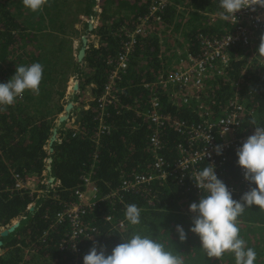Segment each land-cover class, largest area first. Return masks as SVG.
Here are the masks:
<instances>
[{
	"label": "trees",
	"instance_id": "trees-1",
	"mask_svg": "<svg viewBox=\"0 0 264 264\" xmlns=\"http://www.w3.org/2000/svg\"><path fill=\"white\" fill-rule=\"evenodd\" d=\"M177 1L167 6L161 24L171 35L181 36L195 54L201 53L200 35L219 37L231 30L219 15V0ZM152 2L48 0L42 10L31 12L22 0H0V83L10 80L16 66L33 63L43 66L39 94L26 90L22 99L0 111V231L14 219L24 217L12 233L0 236V264H69L71 252L59 247L68 227L66 223L54 225L55 215L76 201L75 190L82 189L81 176L90 172L97 189L96 203L84 219L94 227L90 239L102 241L106 255L134 231H139L182 254L186 264H235L231 253H225L220 259L207 257L201 250L199 236L190 231L196 215L190 211V205L198 203L206 193L191 189L188 178L183 183L172 178L152 181L145 185L147 192L111 196L124 175L153 170L154 155L148 147L153 125L144 115L153 100L158 101L159 112L169 115L171 121L196 125L207 113L213 118L220 117L237 90L239 100L251 111L243 117L242 129L253 127L250 123L253 118L257 125L264 124L262 58L253 59L246 48L236 47L224 73L205 80L199 101L175 103L156 84L166 68L158 35L161 25L156 24L134 46L128 68L117 81V102L107 104L104 112L98 108L96 100L121 48V29L132 28ZM94 6L99 11H93ZM80 17L87 20L98 17V26L89 29L87 21L85 28L78 30L75 26ZM83 31L85 36L97 38L96 46L88 40L83 44V35L79 37ZM73 38L79 41L76 56L71 52ZM82 48L84 53L78 59ZM73 76L79 77V85L68 101L77 104L72 107L77 125L66 128L61 122L63 129L58 130L56 120L65 110L63 99ZM87 91L94 100L89 99ZM100 116L108 130L97 139L95 131ZM55 130L58 140L50 144ZM161 138L164 146L160 153L171 165L178 158L177 144L183 137L169 123L163 127ZM236 161L232 158L225 165L222 180L226 184L237 186L239 183ZM205 166L206 163L197 165L199 169ZM43 174L53 181L42 184ZM16 176L24 182L33 179L37 188L49 189V193L17 188ZM250 187L255 185L249 184L245 191L232 194L233 199L240 200ZM130 204L140 209L141 223L137 226L130 225L125 218ZM106 217L111 220L107 221ZM119 222L124 224L123 228L118 226ZM177 225L187 234L184 242L179 240ZM238 226L247 246L256 250L255 264H261L264 243H259V237L264 236V211L251 206L238 218ZM91 248L92 244L84 240L86 254Z\"/></svg>",
	"mask_w": 264,
	"mask_h": 264
},
{
	"label": "built area",
	"instance_id": "built-area-1",
	"mask_svg": "<svg viewBox=\"0 0 264 264\" xmlns=\"http://www.w3.org/2000/svg\"><path fill=\"white\" fill-rule=\"evenodd\" d=\"M173 1L153 0L146 12L137 17L132 28L124 27L121 29L119 54L113 62V70L104 85L103 91L96 100L101 111L104 112L107 104L117 102V81L120 79V75L127 70L129 56L138 39L151 31L153 25L163 26L161 23L164 12ZM211 18H215V16L211 15ZM225 21L231 26L229 32L219 37L200 35L198 42L201 53L195 54L186 46L182 47L181 51H177L178 55L171 71L161 74V77L157 79L156 84L169 93L171 101L184 104L195 99L199 101L200 94L204 91L205 80H213V77L224 73L225 68L229 65L231 52L236 47L246 48L252 54V58L258 54L261 36L264 35V7L255 6L254 10L253 8L241 9L235 14V18L230 17ZM1 80L0 74V82ZM236 91L229 99L226 111L220 117L213 118L207 113L201 123L196 125L181 120L171 121L169 115L159 112L158 101L153 100L149 112L144 114L153 125V131L148 138V147L154 155L153 170L149 173L124 175L119 186L111 192V196L147 192L146 184L152 181H166L169 178L178 183H183L188 178L191 189L202 191L203 189L197 187L193 179L195 173L202 170L197 167L201 163H206V166H214L217 178L223 182L222 175L226 163L232 158H236L238 161L237 150L254 133L256 127L242 129V119L245 114L251 111L239 100ZM99 120V126L95 131L97 139L104 131L108 130V127L102 123V116L99 117ZM68 122H70L71 127L74 126L72 120L69 119ZM169 123L172 124L174 131L183 137V141L177 144L178 158L171 165L166 163L165 158L160 153L164 146L161 132L163 127ZM260 126H264V124ZM217 146H220L219 155L216 152ZM91 174V172L84 173L81 176L82 189L75 190L76 201L69 203L55 215L54 225L66 223L68 227L59 247L60 250L71 252L69 264H83V257L86 255L84 240L90 242L92 246L97 245L98 251L99 246H104L102 241L90 239L94 227L84 219L86 212L92 209L96 203L97 189L92 184ZM44 180L48 184L49 181ZM29 181L31 180L24 182L17 177L16 187L19 189L28 188L27 183ZM41 183H44L43 179ZM249 184V181L244 178V170L240 166L238 185L225 183L232 194L245 191ZM35 187L33 191L30 189L31 192L49 193V189L37 188L36 182ZM106 220L110 221L111 219L106 217ZM118 226L123 228L124 224L119 222Z\"/></svg>",
	"mask_w": 264,
	"mask_h": 264
},
{
	"label": "clouds",
	"instance_id": "clouds-1",
	"mask_svg": "<svg viewBox=\"0 0 264 264\" xmlns=\"http://www.w3.org/2000/svg\"><path fill=\"white\" fill-rule=\"evenodd\" d=\"M174 2L178 1L174 0ZM22 3L31 12H37L42 10L48 0H22ZM255 6L264 7V0H219L221 9L219 15L224 19L235 18V14L241 9L253 8L254 10ZM96 7L98 8V6ZM85 37L88 40V37ZM184 46L186 45L184 44L182 47ZM257 57L262 58L260 63L263 65L264 35L261 36L258 54L253 59ZM169 71L171 69L166 70L165 68L162 74ZM42 77L43 66L40 63L16 66L15 74L10 80L0 83V111L13 105L17 98L22 99L26 90L38 95ZM76 79L79 82V79ZM69 102L71 101L65 102V106ZM84 108L87 109L88 105ZM250 123L256 126L255 131L237 150L236 155L238 156V165L244 170V178L255 187H250L240 197V200H235L225 183L217 178L214 166H205L195 173L193 179L197 187L203 189L206 194L200 198L198 203L193 202L190 205V211L196 214L190 231L199 236L201 250L207 257L217 259L222 258L225 253H231L234 256L235 264H255L257 259L256 250L248 247L240 235L238 218L253 205L258 206L260 211H264V126L257 125L255 118ZM216 152L218 155L220 154V146H217ZM45 179L48 180L47 177ZM30 208L32 205L29 206ZM140 214L138 206L130 204L126 208L125 218L130 225L137 226L141 223ZM19 218L24 217L16 219ZM176 231L179 240L184 242L187 239V234L183 227L177 225ZM124 241L114 247L110 255L105 254L103 246H99L98 251L97 245L94 244L84 255L83 264H186L182 254L170 249L166 243L151 236L142 235L139 231H134Z\"/></svg>",
	"mask_w": 264,
	"mask_h": 264
},
{
	"label": "crops",
	"instance_id": "crops-1",
	"mask_svg": "<svg viewBox=\"0 0 264 264\" xmlns=\"http://www.w3.org/2000/svg\"><path fill=\"white\" fill-rule=\"evenodd\" d=\"M98 2V1H97ZM93 11H95V12H97L98 11V8L96 7V6H94L93 7ZM87 21H89L88 23H90L89 25H91L90 26V28L89 29H93V28H95V27H97L98 26V23H99V20H98V17H91L89 20H87L86 18H84V17H80L79 18V21H78V24L75 26L78 30H81L83 27L85 28V23H87ZM79 34H81V32H79ZM79 37H80V35H79ZM88 37V41H89V43H91V44H93V45H96L97 43H98V40H97V38L94 36V35H90V36H87ZM78 48H79V41L77 40V39H75V38H73V42H72V46H71V52H72V54L75 56L76 55V53H77V51H78ZM76 78H78L79 79V77L77 76V77H74V78H70L69 80L71 81V83L70 84H72V91H68L67 90V92L65 93V97H64V99H63V101H65V102H67L68 101V99H70L71 100V98H72V94H73V91L74 90H76V89H74V86L76 85V86H78V84H79V82H78V80L76 79ZM69 81V82H70ZM69 82H68V85H69ZM78 82V83H77ZM68 89V88H67ZM86 95L89 97V99H91V97L92 96H90V93H89V91H87L86 92ZM74 103V102H73ZM79 103L80 102H78V105H79ZM74 105H77V104H74ZM71 111H72V109H71ZM62 113H64V111L62 112ZM61 113V115H63ZM60 115V114H59ZM59 117V116H58ZM58 119V118H57ZM69 119L70 120H72V122H73V124H74V126H76L77 125V119H76V115H74L73 113H70V116H69ZM68 119V120H69ZM68 120H66V121H64V127H66V128H70L71 127V124H70V122H68ZM56 122H57V128H58V130L60 129H63V128H61V125L58 123V120H56ZM55 137H56V140H58V135H57V133L55 134ZM27 187L29 188V189H31L32 191L33 190H35V182L33 181V180H31V181H29L28 183H27Z\"/></svg>",
	"mask_w": 264,
	"mask_h": 264
},
{
	"label": "rangeland",
	"instance_id": "rangeland-1",
	"mask_svg": "<svg viewBox=\"0 0 264 264\" xmlns=\"http://www.w3.org/2000/svg\"><path fill=\"white\" fill-rule=\"evenodd\" d=\"M84 34H85V32L83 31L79 35L81 37L82 35L85 36ZM158 35L160 36V41H161L160 46L162 47V50L164 52L163 57H165V59H166L164 61L165 66H166V70H170L175 65V61H176V58L178 55V54H176V52L177 51L179 52V50L181 51L180 47H182L185 44L184 40L179 35H175V36L171 35L170 31L166 28V26L159 27ZM262 66H263V69L261 71V74H264V64ZM70 83H71V81L69 82V85H68V89H67L68 91H72L71 90L72 84H70ZM73 105H74V103H73ZM42 179H43V182L45 183V180H44L45 176H43ZM259 240H260V242H259L260 244L264 243V236L259 237ZM1 252L2 251L0 250V254H2ZM261 264H264V261Z\"/></svg>",
	"mask_w": 264,
	"mask_h": 264
},
{
	"label": "water",
	"instance_id": "water-1",
	"mask_svg": "<svg viewBox=\"0 0 264 264\" xmlns=\"http://www.w3.org/2000/svg\"><path fill=\"white\" fill-rule=\"evenodd\" d=\"M91 25H89V28H90ZM82 41H83V44H86L87 43V38L85 36L82 37ZM84 49L85 48H82L79 53H78V56L77 58L80 59L84 53ZM78 83V82H77ZM74 89H77V86L75 85L74 86ZM73 107V103L72 102H69L66 104L65 106V110H64V113L63 115H60L58 117V123L60 124L61 122H64L66 120L69 119V116H70V112H71V109ZM55 134H56V130L54 131V135L53 137L50 139V144L56 140V137H55ZM49 161H51V159H49ZM47 169L49 170L50 168L47 167ZM50 181H53V178L50 179ZM31 210V208L29 209ZM23 218H19V219H16L13 223H11L8 227L6 228H2L1 231H0V236L3 237V236H7L9 233H12L20 224V221L22 220ZM2 242L0 241V246H1Z\"/></svg>",
	"mask_w": 264,
	"mask_h": 264
},
{
	"label": "flooded vegetation",
	"instance_id": "flooded-vegetation-1",
	"mask_svg": "<svg viewBox=\"0 0 264 264\" xmlns=\"http://www.w3.org/2000/svg\"><path fill=\"white\" fill-rule=\"evenodd\" d=\"M51 181H49V183H50Z\"/></svg>",
	"mask_w": 264,
	"mask_h": 264
}]
</instances>
